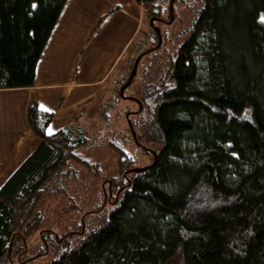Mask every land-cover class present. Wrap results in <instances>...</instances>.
<instances>
[{"label":"trees","instance_id":"trees-1","mask_svg":"<svg viewBox=\"0 0 264 264\" xmlns=\"http://www.w3.org/2000/svg\"><path fill=\"white\" fill-rule=\"evenodd\" d=\"M65 2L0 0V88L33 85ZM139 2L161 43L155 30L138 41L94 136L80 126L49 134L53 113L29 105L39 144L0 185V264H29L53 247L46 264H264V0ZM127 97V126L114 129L110 112ZM69 205L71 230L44 225ZM35 233L42 244L28 255Z\"/></svg>","mask_w":264,"mask_h":264},{"label":"crops","instance_id":"crops-1","mask_svg":"<svg viewBox=\"0 0 264 264\" xmlns=\"http://www.w3.org/2000/svg\"><path fill=\"white\" fill-rule=\"evenodd\" d=\"M139 0H66L35 68L34 83L0 88V185L39 144L27 109L53 113L47 132L98 116L120 71L137 48Z\"/></svg>","mask_w":264,"mask_h":264},{"label":"rangeland","instance_id":"rangeland-1","mask_svg":"<svg viewBox=\"0 0 264 264\" xmlns=\"http://www.w3.org/2000/svg\"><path fill=\"white\" fill-rule=\"evenodd\" d=\"M168 1L169 0H157V4L162 6V7H166L167 4H168ZM139 8H141L142 16L140 15V17H139V19H141L139 21V25L140 26H139L138 30L136 31V33L133 36L134 37V41L137 39L136 42H138L140 39H142V37L144 35L148 36L149 34L152 33V31L154 32V30H155L154 27L158 28V26L155 25V24H152V26H150L148 24L146 15L144 13V8H143L141 3H139ZM163 15H164L163 17H165V19H167V13L164 12ZM160 21L167 22L166 20H160ZM144 49H146V48L144 47ZM136 54H137V52L134 53L135 56H136ZM132 55L133 54H131V56L129 57V60L131 59V57H133ZM128 67H129V61H128L127 66L125 68H123V70H125V69L128 70ZM120 71H122V70H120ZM118 73H119V71H115V72H113V71L111 72L110 71L111 80L114 77H117ZM111 90H112V81H111V86H110V91ZM110 91H109L108 95L110 94ZM132 100H133L132 97H127V98H125L123 103L119 102L118 105L111 110V112H110V123H111L112 128H114V129H116V128L120 129L121 128L122 129V128H125V126H127L126 120H125V118L123 116V113H119V109H121L122 107L128 108V109H133L134 108V103L131 102ZM108 101H109V96L105 100V103H104L105 107L108 105V103H109ZM98 116L97 117L94 116V117H91V118H87V119L81 120L82 126L85 129L86 135L88 137L94 136L95 133L97 132V127L99 126L98 125V123H99ZM129 146H131V143L127 145V148H129ZM87 154L89 155L90 158H93L96 161H99L100 162L99 164L103 168V171H105L106 173L107 172H110V173L115 172V167L113 169L112 166H111V163L108 162V163L105 164V162L103 160V157H102L103 154H101L100 152H93L92 153V152L88 151ZM87 154H85V155H87ZM147 159H148V156H146V155L143 156V158H142L143 161H147ZM43 197H44L43 200L39 201L37 206L41 207L43 210L46 211V209L50 208V201H48V199H47V197L45 195ZM65 205H67V204H65ZM110 207H111V205H107V207L104 210H102L101 212L89 214L86 217V223H85L86 231H89V230L97 227L99 224H101V221L109 213ZM88 208H92V207H88ZM79 209H82V207H79ZM76 211H77V209H76ZM72 213H73V209L70 208V205L68 206V208H64L63 213H59L60 215H62L61 218L56 217V219H55V215H54L55 213L50 215L47 212L46 222H45L44 225L45 226H51L55 230V232H61V231H65V229H70L69 225L72 224V222H71L72 219L70 218V216H71ZM76 220H77V217H76ZM55 222H60V223L58 225ZM61 223H64L63 227L62 226L60 227ZM45 228H47V227H45ZM77 238H78L77 236L69 237L68 238V243H70V245L74 244V242H75V240H77ZM27 242H28V245H29V253H28V255H31L32 253H34L37 250V246L42 244V241L40 240V237H39V235L37 233H35L32 236H30L27 239ZM57 251H58V249L53 247V248L50 249L49 253L37 257L35 260L31 261L29 264H46L49 261H51L53 258L56 257V255H57L56 252ZM16 264H18V263H16Z\"/></svg>","mask_w":264,"mask_h":264},{"label":"water","instance_id":"water-1","mask_svg":"<svg viewBox=\"0 0 264 264\" xmlns=\"http://www.w3.org/2000/svg\"><path fill=\"white\" fill-rule=\"evenodd\" d=\"M172 10V9H171ZM172 12V11H171ZM171 19H172V17H171ZM150 24H153V19H150ZM154 29H155V32H156V34H157V36H158V46L160 45V43H161V35H160V31H159V29L157 28V27H154ZM140 57H141V55H139L138 57H137V59H136V61L134 62V64H133V68H132V70H131V72H130V75L128 76V79H127V81L124 83V85L123 86H121L120 87V89H119V95L120 96H123V92H124V89L130 84V82H131V80H132V78H133V76L135 75V73H136V67H137V63H138V61H139V59H140ZM133 98V100H135V98L134 97H132ZM131 131H132V135H133V137H134V139H135V134H134V131L132 130V128H131ZM143 168H135V169H133V171H140V170H142Z\"/></svg>","mask_w":264,"mask_h":264},{"label":"built area","instance_id":"built-area-1","mask_svg":"<svg viewBox=\"0 0 264 264\" xmlns=\"http://www.w3.org/2000/svg\"><path fill=\"white\" fill-rule=\"evenodd\" d=\"M148 36H150V34ZM148 36L146 35V37ZM143 46L145 47V44H143ZM127 72V69H122V71H119V73L117 74V77H114L112 79V90L110 92V97L108 101L109 103L111 102V99L115 96L116 90L119 88L120 83L125 79Z\"/></svg>","mask_w":264,"mask_h":264},{"label":"snow or ice","instance_id":"snow-or-ice-1","mask_svg":"<svg viewBox=\"0 0 264 264\" xmlns=\"http://www.w3.org/2000/svg\"><path fill=\"white\" fill-rule=\"evenodd\" d=\"M32 7H33V8H35V7H36V5H35V4H33V6H32ZM261 22H262V23H264V16H262V17H261ZM49 134H51V132H49Z\"/></svg>","mask_w":264,"mask_h":264}]
</instances>
